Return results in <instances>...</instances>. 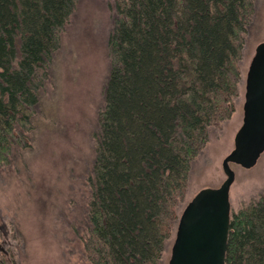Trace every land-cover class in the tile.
<instances>
[{"label": "trees", "instance_id": "16d2710c", "mask_svg": "<svg viewBox=\"0 0 264 264\" xmlns=\"http://www.w3.org/2000/svg\"><path fill=\"white\" fill-rule=\"evenodd\" d=\"M79 0H0V166L28 146ZM255 0H122L90 174L91 264H159L209 127L229 119ZM0 264H17L0 252ZM225 264H264V193L231 212Z\"/></svg>", "mask_w": 264, "mask_h": 264}, {"label": "rangeland", "instance_id": "374dc122", "mask_svg": "<svg viewBox=\"0 0 264 264\" xmlns=\"http://www.w3.org/2000/svg\"><path fill=\"white\" fill-rule=\"evenodd\" d=\"M120 1H78L40 91L28 146L15 147L10 162L0 166V252L10 251L17 264H91L84 249L89 177L111 68L108 42ZM262 41L264 0H255L238 63L235 111L209 127L208 142L191 164L187 189L177 206L179 217L201 189L219 187L226 179L222 163L234 149L243 123L246 76ZM231 167L235 180L230 203L235 213L264 193V152L254 167ZM176 227L159 264H169Z\"/></svg>", "mask_w": 264, "mask_h": 264}, {"label": "water", "instance_id": "95a60500", "mask_svg": "<svg viewBox=\"0 0 264 264\" xmlns=\"http://www.w3.org/2000/svg\"><path fill=\"white\" fill-rule=\"evenodd\" d=\"M243 123L234 149L223 160L226 179L219 187L201 189L181 213L169 264H225L231 220V164L251 168L264 152V41L251 60L245 85Z\"/></svg>", "mask_w": 264, "mask_h": 264}]
</instances>
